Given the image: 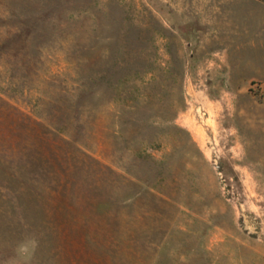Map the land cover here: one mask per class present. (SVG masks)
<instances>
[{
    "label": "rangeland",
    "instance_id": "obj_1",
    "mask_svg": "<svg viewBox=\"0 0 264 264\" xmlns=\"http://www.w3.org/2000/svg\"><path fill=\"white\" fill-rule=\"evenodd\" d=\"M0 264H264V0H0Z\"/></svg>",
    "mask_w": 264,
    "mask_h": 264
}]
</instances>
